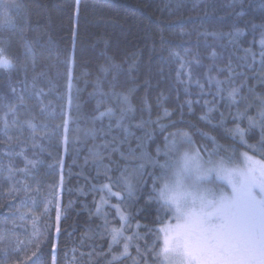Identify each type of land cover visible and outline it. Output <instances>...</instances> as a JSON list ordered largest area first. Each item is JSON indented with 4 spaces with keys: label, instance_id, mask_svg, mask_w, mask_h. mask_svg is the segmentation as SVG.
I'll return each instance as SVG.
<instances>
[{
    "label": "trees",
    "instance_id": "obj_1",
    "mask_svg": "<svg viewBox=\"0 0 264 264\" xmlns=\"http://www.w3.org/2000/svg\"><path fill=\"white\" fill-rule=\"evenodd\" d=\"M6 2L18 7L7 9L11 23L0 22V46L15 64L0 69V264L27 261L33 253L36 264H161L159 229L169 220L150 196L162 170L148 163L135 173L140 161L124 157L132 149L163 164L171 134L188 132L205 159L217 146L214 159L224 157L232 165L241 163L244 152L261 159L229 130L245 129L247 145L261 139L260 128H249L247 117L257 115L255 97L264 95V0ZM4 16L0 7V21ZM229 66L236 75L218 95L208 77L225 81ZM232 87L240 88L237 103L227 99ZM119 94L129 96L133 111L117 127L126 107ZM11 103L18 104L17 126L9 114L6 136L4 104ZM109 107L112 116L95 118ZM25 120L36 126L35 135ZM9 166L16 171L10 174ZM122 175L136 185L131 196ZM105 184L120 197L111 196ZM102 198L108 202L101 204ZM117 208L128 218L124 237H133L127 255L125 239L112 241L111 230L121 227Z\"/></svg>",
    "mask_w": 264,
    "mask_h": 264
},
{
    "label": "snow or ice",
    "instance_id": "obj_2",
    "mask_svg": "<svg viewBox=\"0 0 264 264\" xmlns=\"http://www.w3.org/2000/svg\"><path fill=\"white\" fill-rule=\"evenodd\" d=\"M0 7L5 9V16L0 22L3 24L11 23L6 15L7 9L18 6L15 3H8L6 0H0ZM4 43V41H0V45ZM260 44L264 49V37H262ZM26 47L28 51H31V44H26ZM245 52L249 53L250 50L245 49ZM173 55L178 54L173 53ZM211 55L214 57L216 54L213 52ZM261 56L264 57V51L261 52ZM253 59H255L254 55ZM184 66V62H182L181 68ZM14 67L15 64L12 60L4 54V47L0 46V69L9 71ZM112 68L116 71L120 70L119 65L114 64ZM210 70L211 66H209ZM104 71L107 72L108 69L105 68ZM227 71L229 75L225 81L217 79L215 76L208 77L209 85L215 82L218 95L223 91L221 85L236 75L231 66L227 68ZM186 75L188 82H191V72H187ZM177 76L179 79V72ZM69 78L71 79V72ZM196 83L203 90L204 85L199 84V81ZM69 87L71 88V84ZM11 91L15 93L16 89L13 87ZM239 93V87H232L227 91V99L231 103H237ZM40 94L38 92L37 96ZM119 98L121 104L126 107L121 108L117 127L125 118V114L133 111L127 94H119ZM3 99L0 97V103L3 102ZM255 99L259 102L257 115L255 117L249 116L247 119L249 128H260V141L255 145H247L246 130L240 128L239 125L230 129L229 132L233 137L239 136L241 143L254 153L260 152L261 159L259 160L255 159L254 155L244 152L241 153V163L229 166L224 157L214 159L219 146L207 152L208 158L206 160L200 149L194 147L185 149L178 156H175L179 151V145H192L188 132L173 133L170 141L167 137L165 138L168 142L165 144L164 155L168 159L163 164H159L156 157L146 153L135 156L132 149H129L130 157H124L125 159L131 158L140 161L133 170L135 173H141V170L145 169L148 163L154 167L158 165L162 170L160 176L153 180V195L150 196V199L158 203L169 220L159 229V232L163 234L159 255L167 264H264V95H258ZM69 102L71 103V101ZM188 103L191 105V101ZM18 104H24L23 96L18 98ZM18 104H4L7 112L3 114L2 122L6 136L9 129L7 119L9 114L13 116L11 126H17ZM251 106L249 105V107ZM208 111L211 112L213 109L209 108ZM246 111L247 109L245 113ZM245 113L238 115H245ZM113 114V109L109 107L105 111L99 112L95 118L101 119ZM168 115L170 114L165 110V116ZM221 115L223 116V114ZM201 119L207 120L208 116H201ZM22 123L32 129L33 135H35L36 126L31 120H25ZM67 124L68 121L66 120L65 129H67ZM137 127H142V124L137 125ZM124 130L126 133L128 132L127 128ZM8 139L11 140L12 137L8 136ZM213 143H215L214 138ZM142 146V143L138 145V147ZM159 153L160 150L157 149V155ZM28 163L34 164L33 161H28ZM15 171L9 166L8 172L10 174ZM19 171L24 172L26 169ZM120 182L124 185L129 196L134 194L136 185L130 175H122ZM158 182L159 186H157ZM103 187L111 196L120 197L121 194L113 192L109 184H105ZM27 190L28 187L25 186V191ZM107 202L102 198L101 204ZM32 203L34 206L36 205L35 200ZM101 204L97 205V211H100ZM48 210L46 204L45 213ZM117 212L121 218V227L111 230L112 241L118 242L121 238L125 239L122 255H127L128 242L133 237H124V228L127 226L128 218L119 208H117ZM61 215V210L57 208L58 222ZM21 218L25 217L22 216ZM57 231H59V227H57ZM34 236L39 239L40 232L38 229L34 230ZM136 236L139 238L138 234ZM137 251H140L139 247H137ZM35 256L37 253L32 254V257ZM32 257H28L27 261H17V264H36Z\"/></svg>",
    "mask_w": 264,
    "mask_h": 264
},
{
    "label": "rangeland",
    "instance_id": "obj_3",
    "mask_svg": "<svg viewBox=\"0 0 264 264\" xmlns=\"http://www.w3.org/2000/svg\"><path fill=\"white\" fill-rule=\"evenodd\" d=\"M258 112V111H257ZM256 112V113H257ZM190 147H194L193 145H191V146H189L188 144H181V145H179V151L175 154V156H178L181 152H183L185 149H188V148H190ZM195 148V147H194ZM175 156H173V158H175ZM241 158V157H240ZM255 159H257V160H259L258 158H255ZM206 160V159H205ZM229 166H232V164H230V163H228V162H226ZM168 223V222H167ZM166 223V224H167ZM163 226V225H162ZM161 226V227H162ZM160 227V228H161ZM160 237H161V239L163 240V234L162 233H160ZM162 263L161 264H167V262L166 261H164L163 260V257H162Z\"/></svg>",
    "mask_w": 264,
    "mask_h": 264
}]
</instances>
